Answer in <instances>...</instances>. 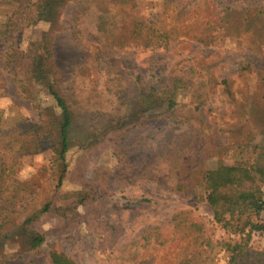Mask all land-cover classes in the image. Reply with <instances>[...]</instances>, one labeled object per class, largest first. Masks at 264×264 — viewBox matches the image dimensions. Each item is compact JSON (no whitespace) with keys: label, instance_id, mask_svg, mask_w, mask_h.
Segmentation results:
<instances>
[{"label":"rangeland","instance_id":"rangeland-1","mask_svg":"<svg viewBox=\"0 0 264 264\" xmlns=\"http://www.w3.org/2000/svg\"><path fill=\"white\" fill-rule=\"evenodd\" d=\"M0 1L3 22L5 14L18 5L11 0ZM87 1L90 8L80 11L81 4ZM21 8L13 16L14 29L0 36V112L3 127L9 129L0 136V145L24 129L33 138L35 130H39L42 140H48L43 150L26 146L20 154L15 182L25 195L19 197L15 208L21 212L16 214L18 220L48 201H52V208L41 212L34 223L46 235L40 251L23 250L21 241L15 238L5 243L0 264H52L48 254L53 249L68 253L79 264H136L141 259L155 264L169 257L178 263L187 255L191 258L187 264H230L231 252L217 241L239 235L214 221L204 197L194 195L192 187L177 190L175 172H166L160 180L139 176L126 182L118 170V157L110 140L117 132L118 117L94 131L90 126L111 112L109 88L114 84H123L131 95L138 75L147 85H159L168 84L174 75L188 73L203 76L202 88L209 91L204 102L182 97L181 114L190 115L198 129L188 123L153 119L145 126L126 130L117 144H131L141 157L149 150L155 152L162 141L174 134L195 139L204 131L217 141L227 142L231 132L225 128L245 130L248 126L259 138L264 126H258L259 121L254 119L244 123L238 115L230 118L235 98L228 96L221 84L210 80L230 78L234 85H241L244 68L243 73L256 82L255 72L244 66L264 51V14L258 15L260 10L264 13V0H69L60 12L61 27L54 31L55 62L63 86H70L77 102H85L93 114L88 125L80 121L83 127L91 128L89 138L81 141L80 130L74 131L66 153L68 168L60 184L61 172L50 146L55 132L50 130V122L34 127L39 122L38 106H55L56 101L39 82H31L29 87L34 95L26 90L30 83L26 52L37 48L35 42L50 29V23L40 19L37 0ZM136 23L143 27L130 35ZM100 26L114 27L113 33L126 32L124 45L111 44L112 34L101 36L111 45L97 44L94 39ZM147 34L153 37L149 44L145 41ZM197 104L199 109L194 112ZM217 128L223 130L218 133ZM237 155L235 148L229 147L228 153L206 158V166L230 163ZM83 196L86 199L76 212L66 209ZM23 200L24 209L20 208ZM175 216L181 229L174 226ZM261 218L264 221V211ZM208 238L214 242L211 251ZM247 249L263 250L264 233L253 232ZM2 256L11 259L6 263Z\"/></svg>","mask_w":264,"mask_h":264},{"label":"trees","instance_id":"trees-1","mask_svg":"<svg viewBox=\"0 0 264 264\" xmlns=\"http://www.w3.org/2000/svg\"><path fill=\"white\" fill-rule=\"evenodd\" d=\"M11 1L18 5V8L5 14V21L0 22V36H6L14 29L13 16L30 0ZM68 1L37 0L41 7V13L38 15L40 19L50 23V29L41 33L40 39L35 42L37 48L33 52L30 51L31 49L26 52L28 55L26 67L30 80L26 90L34 95L29 87L31 82L33 84L39 82L46 86L56 101L55 106H38L39 122L35 123L34 127L40 128L46 122H50V130L55 132V141L50 146L53 149L54 162L61 172L58 184L62 183L64 173L68 168L66 153L72 144L74 131L80 130V139L85 141L91 136V132H89L91 128H94L91 129L94 131L99 126L106 127L108 123L116 121L118 117L119 123L115 127L117 132L114 136H110V140L113 142V151L118 157V170L126 182H132L139 176L160 180L166 172H175L177 190L187 191L192 187L193 194L204 197L211 206L214 221L226 230L239 235L238 238L217 241L231 252L230 264H264V249L259 252L247 249L253 232L264 233V221L261 218L264 211V127L259 138L248 126L245 130H242L241 127L234 128L235 126L225 128L231 132L227 142L217 141L209 134H204V131H201L195 139L174 134L171 138L162 141L155 152L152 153L149 150L141 157L133 150L131 144H117L118 137L122 136L126 130L136 126H145L153 119H158L160 122L188 123L195 130L198 129L197 125L191 122L190 115L181 114L184 105L182 97L199 98L202 100L201 102H204L209 91L202 88L203 76L195 77L188 73L174 75L168 84L159 85H147L138 75L134 79L137 87L134 92H130L131 95L128 94L129 91L123 84L122 86L114 84L109 88L113 106L111 112H107V115L95 126L91 125L90 129L88 126L83 127L80 121H84L85 124L89 123L92 118L90 113L93 110L89 111L86 103H83L82 100L77 102L74 93L69 89L70 86H63V77L55 62L54 31L61 27L59 24L60 12ZM81 5L80 11L90 8L88 1ZM263 14L262 10L258 12L259 16ZM140 24H135L129 32L130 35L137 30V27H143V24ZM99 29L98 37L94 39L99 45L123 46L127 40L126 32L113 33L114 27L112 26H100ZM109 34L114 37L111 44L101 39V36ZM152 39L153 37L147 34L145 41L149 44ZM24 52H21V57ZM19 64L21 63L19 62ZM244 67L255 72L256 82L253 83L250 77L243 73L244 68L241 70L243 74L241 85H234V80L230 78L218 79L214 77V79L210 78V81L221 84L224 92L233 100L235 98L236 102L231 109L232 113L229 114L230 118H232L231 115H238L244 123L254 119V121H259L258 126H264V51L259 52L255 60ZM252 87L254 88L252 89ZM237 94L239 95L236 96ZM199 106L197 104L194 107V112L198 111ZM44 116H47L48 119H44ZM2 120L3 115L0 112V136L9 132V129L3 127ZM199 122L201 126H204L201 118H199ZM233 129L234 132H232ZM221 130L223 129L217 128L218 133ZM27 132L28 129H24L15 138H9L4 142V146L0 145V252L7 241L17 238L21 241L23 250H32L36 253L40 251L46 240L44 231L34 227V223L41 212L51 210L52 201L46 202L42 208L27 214L22 220H18L16 215L21 213L20 209L15 208L19 197L25 195L24 189L22 188V193L20 186L15 182L16 164L20 154L26 146L43 150V145L48 141L47 139L42 140L39 130H35L38 135L36 134L34 138L31 133ZM22 136H27L28 140ZM236 136L240 137L236 138ZM229 147L235 148L238 153L232 162H220L215 167L206 166V158L228 153ZM85 199L86 196H83L76 203L68 204L66 209L76 212V208L78 209L79 204H83ZM24 201L26 203V200L21 201L20 208L22 209L26 207ZM176 217L174 226L176 229L178 227L181 229V223L176 220ZM192 226L196 227L195 224ZM196 228V230H201L199 226ZM164 243L165 241H162V245ZM207 244L209 247L212 246L209 250L211 251L214 245L213 240L208 238ZM170 249L173 250V248ZM48 255L52 264H79L64 251L53 249ZM5 257L2 256L1 260L8 263L11 257ZM163 260L155 264H187L191 258L187 255L178 263H174L170 257L163 258ZM146 263L148 262L141 259L136 264Z\"/></svg>","mask_w":264,"mask_h":264}]
</instances>
